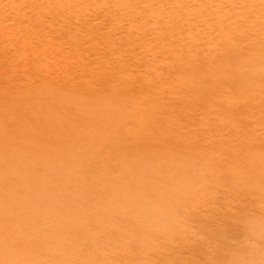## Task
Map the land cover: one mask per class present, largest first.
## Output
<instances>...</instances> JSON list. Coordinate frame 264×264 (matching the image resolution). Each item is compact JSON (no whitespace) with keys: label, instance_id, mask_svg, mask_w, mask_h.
<instances>
[{"label":"rangeland","instance_id":"rangeland-1","mask_svg":"<svg viewBox=\"0 0 264 264\" xmlns=\"http://www.w3.org/2000/svg\"><path fill=\"white\" fill-rule=\"evenodd\" d=\"M38 1L40 0L35 1V3L33 2L36 7L29 8L30 10L28 8V10H23L19 6L12 8L13 11L7 7L6 9L3 8V11L0 10V32H3L4 30L3 33H0V88L5 92L14 95L17 93V90H27L28 92L25 93V95L28 98L34 97L37 94L50 91L54 87L62 85L61 82L58 84H56L57 82H48L51 85L57 86H38L41 82L40 79L47 77V74L55 77V81L57 79L59 81L62 79H69V77L66 76V73L63 72V70H60L63 69L62 66H71V69L76 71L71 78H78L80 82L96 85V87H99L97 85L98 79L96 76L99 78H105L106 75L120 76L124 82H127L128 79H132L133 82L136 81L140 83V86H145L144 84H148L149 82L152 84L150 85L152 88L154 87L153 89L157 94L173 93L170 99V101H172L170 105L171 107L167 113V117L164 115L162 117L160 115L158 118L159 121L156 122L153 127H150L155 130L147 133L144 137V145L130 147L127 151L136 150L137 152H145L150 143L147 139L152 140L153 137L151 138V135L153 133L156 132L159 135L162 131L170 128V130L175 129L176 131L171 132V134L174 133L171 138H174L175 142L177 140V147L174 151L180 149V151L184 152L186 155L177 157L175 155L176 152L173 154V149H171L168 151L169 154L167 152L165 158L161 160L165 165L172 167V169L175 167L178 168H175L174 171L172 170V173H175L176 175L174 174V176H172V173H170V175L167 176L170 180H167L168 183L164 182V185L167 187V193L164 195L165 197H163V195L160 197V194H154L153 196L155 198L151 197L149 200L151 203L149 208L143 206L137 207V213H140L142 210L141 214H145L141 215L146 218L144 223L138 224L137 222H134V227L133 224H131L126 229L117 230L114 229L112 222H104L100 224L94 222L90 217V221L95 223L94 226H99L101 230L96 229L95 232H92L91 230H89L91 232L86 231V236L82 239L73 238L72 236L59 238V227L54 226V224L63 221L66 225H80L82 219L89 217L88 212L83 211L85 209L83 208V200L89 201L93 196H95V199L97 198V194L93 193V191V196L88 197L85 195L80 185L75 187L69 185V177L74 176L85 178L87 176L88 172L84 167L83 161L86 158L93 156V154H98L94 152L104 144H111V147L113 148L114 144L111 143V140L112 138L117 137L121 132V129L117 126L121 124L131 126L133 120L141 121L138 115L132 117L135 115V112L131 110L135 106L138 95L133 94V91L126 94V103L124 104L121 113H117V120L111 125H108L105 130L99 129L94 133L86 132L88 137V140L86 141H77L80 133L75 131L69 132L70 134L67 132L68 136L64 138L65 134L61 133L60 130L51 123L49 125L46 124L47 126L44 129H37L35 126L31 127L23 120L22 116H25L23 111L22 114L19 113L18 115L15 107H13L12 111L16 115L11 111V119L10 117L4 116L0 111V121L8 122L11 125L9 128H5L2 125L0 126V142L7 140V135L4 134L5 131L9 133H12L11 131H16L17 133L14 134L22 135V138L18 139L19 142L13 143L11 139V145L8 146L4 143L2 144V148H0V165L2 166V169L5 166L9 167L11 164L8 173L0 169V193L3 191L4 193H17L16 196L11 199V206H4L0 200V264H156L157 262L159 264H247V262L248 264H264V160L262 164H259L261 161L257 163H253L252 161L249 163L250 166L245 168V171L243 168L247 162V159L245 158L249 154L245 150L246 145H249V151L253 150L252 156L255 158V162L257 157H264V151H257L262 148V142L259 138L250 141L247 139V142L244 144L239 143L241 138L239 136H247L245 135L246 133L248 134L252 130L254 131L253 126H255V120L260 117L264 120V104L260 113L256 110V117L260 116L256 119H254L255 117L252 118V116H255V112H252L251 108H248L246 110L247 112L242 110L243 112L241 113L243 115L238 116L239 119L242 118L240 120H234L229 114H227L228 117L226 119H220L219 116H215L216 109L211 107L208 101L205 100L204 95L200 96L198 94L195 95V97L189 95L179 99L175 94L176 89L180 86H185L187 81L181 79V77L178 79L177 76H174L171 73H164L165 70L163 71L162 68L165 63H163L164 61L161 63L162 58L160 59L150 52H148L147 56L146 52L141 51V42H147L148 38L151 37V34H155L156 36L158 34L162 37L164 36L163 33L172 35L173 33H176L175 30V32H173V28L168 27L171 29V32L170 29L167 28H157L158 25L153 24L151 18L144 17L143 20L145 21V24H142L139 27L137 26L138 28L135 26L134 30L131 29L130 31H127L124 26L125 24L128 25L129 20L121 17L117 8H107V10H110L108 11L110 14H108V16L106 15V9L102 10L100 7L96 6H94L95 10H91V8L86 9L84 6L80 7V19L78 18V23H76V25H70L69 27L60 18L59 22L62 21L58 24L57 13L45 15L44 13L46 12L44 10H40L43 12L40 13V11H38L40 8L37 6L41 4L42 0L41 2ZM4 2L6 1L4 0ZM7 3L11 2L7 1ZM110 3H112V0ZM46 4L49 5V3ZM43 5L42 2L41 6ZM45 5L43 6L44 8ZM153 5L156 7L159 6V4L156 5L155 3L151 5L148 4V7L150 8H148L149 10L147 14H150L149 11L152 10L153 7L155 8ZM94 7H92V9ZM7 9L8 14L11 12V14L14 13V16L6 14L7 12L5 11ZM17 9L19 11H17ZM32 9H35L36 14H31L34 13L31 11ZM83 9L86 10L83 11ZM96 9H98V11H96ZM112 9L113 11H111ZM80 11H82V14ZM92 11H94V14L91 13ZM37 12L40 14L38 15ZM113 13L118 15L117 20H119L120 17L122 18L120 19V23H116L117 21L115 22L117 16H113ZM147 14L145 16L149 17ZM199 14L200 16L201 14L203 16H201V19H203L201 22H205L204 18L207 19V17H209L203 15V13H194V15L191 16L192 19H195ZM212 14L215 15V12ZM21 15L22 18L24 16V19L21 18ZM34 15H36V18ZM226 16L227 15H222L221 18L226 19ZM112 17L115 18L113 19ZM199 17L197 18L201 20ZM123 18L125 21H123ZM33 19L36 21L32 22ZM53 19H57V22L54 20L56 22H54L55 24L52 22ZM11 20H13V22ZM121 21H123V24ZM229 22L234 23L233 21ZM17 23L18 25H16ZM146 23L147 27L145 26ZM231 26H233V24H231ZM254 26H256V28H261V25L258 24H255ZM254 26L252 27L255 29ZM2 28L4 29L2 30ZM124 29L128 32V36H126L127 34ZM150 30L153 32L150 33ZM158 31L159 33H157ZM138 34L142 35V38H140L141 36H138ZM175 37H179L177 33L174 35V39ZM186 39L187 38L183 41L181 40L179 43L175 41L178 44L176 45L175 43L174 46L180 48L185 42L187 43V46H191L192 44H195V42L200 41L197 40L198 37H194L193 39L189 38L190 40L187 39V41L189 40L191 42L189 44V41L187 42ZM137 41L140 42L137 43ZM177 41L180 40L177 39ZM156 42L161 47L164 46L162 40L161 43H158L160 41H155L150 45H156L153 48L161 52V47H159ZM132 46L135 47L132 48ZM45 51L50 52L48 53ZM79 62L82 65L81 68L83 66H86L87 68L91 67L94 72L82 73V70H78V68H80L78 66ZM204 66H206V64ZM212 77L214 76L212 75ZM153 78L155 80H153ZM210 80H213V78ZM51 81L54 80L52 79ZM200 81L194 82V85L191 84V86L194 87L202 84H209L204 83V80ZM210 84L206 86H213ZM247 85L248 84H244L238 86L235 90L232 89V91H235L232 92V94L234 93L239 97L238 101L241 99V102H245V99L247 101L250 97H256L257 93L260 92L259 89H261V87L263 88V86L260 87V85ZM257 86L259 87L258 89ZM63 87L66 92L70 90L69 86ZM213 88L214 87H209L207 89L211 90ZM76 89H73V92L90 90L89 87L85 86L84 88ZM225 90L229 89L226 88ZM187 99H189V101L193 100L191 101L192 104ZM178 100L180 102H178ZM206 101L207 104L205 105ZM177 102L180 104H176ZM45 103L47 102L42 101L36 103L31 100L26 107L36 108L35 112L38 113L43 110L40 106H45V110L49 112L53 111L49 108V105ZM37 106H39V108ZM195 106L198 110L195 109ZM259 107L260 106H258L257 109H259ZM224 108L226 110L231 109L226 106ZM188 111L190 115H188ZM108 112L113 111L108 109ZM86 114L89 115V112H86ZM68 118L69 117L64 114H57L55 116V119H57L55 122L68 127L73 123V121ZM188 119H191L189 121L191 125L189 126V129H187L188 131L186 132L185 129L179 131L176 127H180L181 124L185 123L186 120L188 121ZM147 120L150 119L148 118ZM108 123H111L110 119ZM148 124L150 123L147 122L146 125ZM162 125H164L165 130L161 129ZM73 126L74 125H71L70 127ZM263 126L264 125L257 126L258 128L255 127L256 133L264 134ZM218 134H223V137L220 141L215 142L214 136ZM224 136H230L233 139L227 141V139H224ZM51 137L63 139L66 143V149L63 151V154L59 156V159L44 163L42 155H47L51 151V148L45 145L44 140ZM213 146L215 148V153L218 155L217 158L215 157V161H209L211 163H207L208 161H205L206 159L201 162H198L195 159L197 152L205 151L206 154H209L211 153ZM38 152H40V156H37L36 153ZM123 152L124 151H121V153ZM207 157H209V155H207ZM253 157L251 158L253 159ZM22 159H25L26 162L20 161L22 163H20V168H18L16 162ZM175 159L178 160L176 161ZM63 160L64 163L61 162ZM99 160H102V158L100 157ZM260 160L262 159L260 158ZM75 161L81 162L77 164L75 163L78 169L74 170L73 168L74 171L72 173L63 172V182L60 183L58 180L54 179L52 185L49 184L47 180H52L56 174H49L46 165L53 164L54 168L57 169L61 164L72 165ZM111 162L113 163L114 161ZM114 163L112 166H114ZM116 165L121 168L120 174L122 171H126L128 175L133 174V171H129L127 165ZM241 167L243 170L241 169L240 171ZM178 169L180 170L179 172ZM19 170H21V173L23 174L29 171V175L27 176L28 180L31 178L30 171H33L34 182H28L27 184L22 180L13 182L16 175L14 173H17ZM138 171L139 169L134 170V174H137ZM234 172L236 174L240 173V176L238 174L235 175ZM127 174L125 173V175ZM107 175L108 174L106 173L97 175L94 177L93 181L96 182L98 179L100 181L102 178L107 180ZM113 180L114 179L111 178V181ZM39 181L44 182L47 188H39L42 186ZM116 183L118 182L111 184L109 188L111 191L116 192L115 194L120 199L110 202L109 206L112 209H120L129 213L133 208L128 206L127 202L132 200L131 195L135 190L134 188L123 189L119 184L118 187ZM261 190L263 193H260ZM125 194H128V196L125 197ZM68 195H72L75 198L72 203L68 198L65 202L56 201L53 204L43 207V205L49 202L53 197L62 196V198H66ZM94 198L93 200H95ZM74 202L76 204L79 203V205H75ZM159 202L167 208L166 212H169L167 215L153 211V205ZM71 205H73V207ZM130 208L132 210H130ZM109 209L110 208H101L100 211L105 213ZM175 209L178 210L176 211ZM66 210H74V213L66 212ZM86 212L87 214H85ZM139 213L137 215H140ZM164 215H166V217ZM157 216L158 218L156 220L155 218ZM149 220H151L150 223L147 222ZM85 221L87 220H84L83 222ZM176 223H179V225ZM162 225L163 227H161ZM172 226L173 229H171ZM135 227L137 228L136 231H134V229H136ZM138 227H140V229ZM62 228L65 230V227ZM163 228L165 229L163 230ZM159 229L162 231L160 232ZM109 230H112L114 233H112V236H105ZM260 230L263 231L261 232ZM104 231L106 232L105 234ZM156 233H162V235H164L162 236L160 234L156 236ZM36 239H42L40 245H37ZM190 245H192L193 248L192 246L190 247ZM255 245L257 246L256 248ZM187 247H190L191 249ZM155 250L157 252H155ZM177 250L180 252L182 251L181 253L178 251L179 256L176 255L178 254ZM148 252L150 253L148 254ZM248 255H250L251 258ZM196 261H199V263Z\"/></svg>","mask_w":264,"mask_h":264},{"label":"bare ground","instance_id":"bare-ground-1","mask_svg":"<svg viewBox=\"0 0 264 264\" xmlns=\"http://www.w3.org/2000/svg\"><path fill=\"white\" fill-rule=\"evenodd\" d=\"M5 1L6 2H4V0H0V10L1 11H3V8L6 9V7L10 10H12V8H15L18 6L21 7V9H23V10H25V9L28 10L29 8L31 9L32 7L35 8L36 5H34L33 2L35 3V1H37V0H17V2H16V0H5ZM7 1L11 2V3H7ZM45 1H46V3H49V5L46 4ZM110 1L111 0H109V1H107V0L106 1L105 0H42L43 4L44 5L46 4L45 8H44L43 7L44 5L41 6L42 2L40 0L38 2H41V4L37 7L40 8V9H38V11L44 10L46 12V13H44L45 15H52L53 13H57L58 24L63 20V22L65 24H67L69 27H70V25L72 26L73 24L76 25V23H78V21H79L78 20L79 9H81L80 7H83V6L86 7V9L91 8V10H95L94 6L100 7L102 10L103 9L107 10V8H111V7H114L115 9L117 8L119 15L121 17H124L125 19L129 20L128 25L125 24L126 27L123 25L127 31H130L131 29L134 30L135 26L139 27L142 24H145V21L143 20L144 17L145 18H151L153 21V24L158 25L157 28L170 29L168 27H171V28H173V32L176 31V33L178 34V36H179L178 38H176L177 37L176 36L174 39V35L176 33H173L174 35L163 33V35H164L163 37L161 35H158V34H157V36L155 34L154 35L151 34V37L149 36L150 38H148L147 42H141V47L140 46L139 47H140L142 52L147 53V56H148V52H150L151 54H154L156 57H158L160 59L162 58L161 63L163 61H164L163 63H165L164 67L162 68L163 71L165 70L164 73H171L172 75L177 76L178 79H180V77H181V79H185V81H187L185 86H180L179 88L176 89L175 94L178 96V98L181 99V98H184V97L189 96V95H192L194 97H195V95H198V94L200 96L204 95L205 100L208 101V103L211 105V107L216 109L215 116L216 117L219 116L220 119H226L228 117L227 114H229V116H231V118L233 117L234 120H240L242 118L239 119L238 116L243 115L241 112L246 111L248 108H251L252 112H255V116H252V118L255 117L254 119H256L257 117H260V116L256 117V115H257L256 110H258L260 113V110L264 104V0H112V3H110ZM154 3L156 5L159 4V6L156 7L155 5H153V6H155V8L153 7V9L149 11L150 14H147L148 10H149L148 8H150V7H148V4L151 5ZM92 7H94V8L92 9ZM8 9L5 12H7ZM18 9H17V11H19ZM86 9H83V11H85ZM113 9L111 11H113ZM31 11L34 12L31 14H36L35 9H32ZM96 11H98V9H96ZM108 11H110V10H107L106 15L109 14ZM30 12H28V13H30ZM80 12L82 14V11H80ZM214 12H215V15L212 14ZM15 13H18V12H15ZM40 13H43V12L40 11ZM40 13L37 12L38 15ZM91 13L94 14V11H92ZM194 13H203V15H205V16L207 15L210 18L209 17H207V19L204 18L205 22H201V21H203V19H201L202 14H201V16L199 14L198 16L197 15H195V16H197V17L200 16L199 18L201 20H199L197 17H195L196 20L194 18H193L194 19L193 20L191 16H193ZM6 14H8V12ZM9 14L11 16L12 15L14 16V13L11 14V12H10ZM146 14L149 17H146L145 16ZM84 15H86V14H84ZM114 15L117 16L115 22L117 21L116 23H118V22L120 23V19H122V18L119 16L120 19L117 20L118 15L113 13V16ZM222 15H227L226 19H222L221 18ZM34 16L36 18V15H34ZM42 17H44V16H42ZM21 18H22V15H21ZM37 18H38V16H37ZM59 18L62 19L60 22H59V20H60ZM124 18H123V21H125ZM22 19H24V16ZM26 19H25V21H26ZM17 20H19V19H17ZM54 20L55 19H53V21H52L53 23L55 21L57 22V19L55 21ZM107 20H109V19H107ZM11 21L13 22V20H11ZM19 21H21V20H19ZM34 21H36V20L33 19L32 22H34ZM44 21H46V20H44ZM123 21H121L122 24H123ZM149 21H151V20H149ZM229 21H233L234 23H231ZM63 22H62V24H63ZM18 23L16 25H18ZM40 23H41V21H40ZM254 23L261 25V28L260 27H259L260 29L256 28V26H254L255 25ZM22 24H23V20H22ZM22 24H20V25H22ZM65 24H64V26H65ZM87 24H88V22H87ZM153 24H151V25H153ZM231 24H233V26H231ZM112 26H114V25H112ZM145 26L147 27V23ZM252 26H254L255 29ZM3 29L4 28H2V30ZM126 30H125V33L127 34L128 32H126ZM3 32H4V30H3ZM3 32H0V33H3ZM152 32L153 31H151L150 33H152ZM170 32H171V29H170ZM157 33H159V31ZM8 34H10V33H8ZM31 34H33V33H31ZM1 35H4V34H1ZM126 36H128V34ZM138 36H141L140 38H142V35L138 34ZM10 37H12V36H10ZM34 37H35V35H34ZM111 37H113V36H111ZM143 37H145V36H143ZM194 37H198L197 40H200V41L195 42V44H192L191 46H187L186 42H185L186 44L182 42L183 45L180 46V48L179 47L177 48V46L176 47L174 46L176 42L179 43V42H181V40L183 41L185 38H187V39L192 38L193 39ZM63 38H65V37H63ZM126 38H128V37H126ZM65 39H67V38H65ZM177 39H179L180 41H177ZM187 39H186V41H187ZM161 40H162L163 45H164V46L162 45L163 47L158 45L156 42V44L159 47H161V50H162L161 52L157 51L155 48H153L156 45L155 46L150 45V44H152V42H155V41H160L158 43H161ZM122 41H125V40H122ZM140 41H142V40H140ZM140 41H137V43H139ZM126 43H128V42H126ZM178 43H176V45ZM190 43L191 42L189 41V44ZM133 45H136V44H133ZM134 47L132 46V48H134ZM88 48H89V46H88ZM45 52L49 53L50 51H45ZM154 59H155V57H154ZM167 62H168V65H167ZM159 64H160V62H159ZM203 64L204 65L206 64V66H204ZM84 65H86V64H84ZM78 66L80 67V68H78V70H80V71L82 70V73H93L94 72L92 70L93 68H91V67L87 68L86 66H83L81 68L82 65L80 64V62L78 64ZM62 67H63V69H60V70H63V72L66 73V76H68L69 79H62L60 81L57 79L55 81V79H56L55 77L49 76L47 74V77L40 79L41 82L39 83L38 86H57V85H51L48 82H50V83L51 82H55V83L57 82L56 84L61 82L62 85H59V87H54L50 91H45L44 93L37 94L34 97L28 98L25 95V93L28 92L27 90H17V93L14 95V94H11L9 92H5L0 88V111L4 114V116L10 117V119H11V111H12L13 107H15L16 113L18 115H19V113L22 114V111H23L25 116H22V118L31 127L35 126L37 129H44V128H46L47 125H49L51 123V124L55 125L60 130L61 133L65 134L64 138H66L68 136L67 132L69 133V132L75 131V132L80 133L77 141H86V140H88L86 132L87 133H94V132H97L99 129L105 130L108 125H111L114 121L117 120V117H116L117 113H121L122 108H123L124 104L126 103L125 95L129 94L130 91H133L134 92L133 94L138 95V96L136 98L135 106L131 109L135 112V115H133L132 117L138 115L140 117L139 119L141 121L133 120L131 126H126V125H122V124L117 126L121 129V132L117 137H114L111 140L112 141L111 143L114 144V146H113L114 149L111 147V144L110 145L104 144L96 152H94V153H98V154H93V156L86 158L83 161L84 167H85L86 171L88 172V174L85 178L74 177V176L69 177V180H68L69 185L74 186V187L77 185H80L83 192L88 197L93 196L92 195V191H93V193L97 194L96 195L97 198L95 199L94 198L95 196H93V198L95 200H93V198L89 201L83 200L84 207L83 206L82 207L85 208L83 211H87L89 217L86 219H82L81 220L82 223L80 225H78V226L77 225H66V224H64L63 221L57 222L56 224H54V226L59 227L58 237L62 238V237H71L72 236L73 238L82 239L84 236H86L85 235L86 231L91 230L92 232H95L96 229L101 230V228L99 226H94L95 223H92L90 221V217L94 222H98L100 224L104 223V222H112L114 229H117V230L118 229H120V230L126 229L128 226H130L134 222L135 223L137 222L138 224L144 223L146 221V218L141 216V215H145V214H141V212H142V210H141L140 213L138 212L140 215H137L138 214L136 211L137 207L143 206V207L149 208V206L151 204L149 202V200L151 197L152 198L154 197L153 196L154 194H160V197H161V195H163V197H165L164 195L167 193V187L164 185V182L168 183V181L170 179H168L167 176L170 175V173H172L175 170V168H178V167H175L174 169H172V167L165 165L161 160L163 158H165V156H166L165 154L168 151H170L171 149H173V152H174V153L172 152L173 154H175V152H176L175 155L177 157H182L186 154H184V152H181L180 149H177L176 151H174L177 147V143H176L177 140L175 142L174 138H171V136L174 135V133L171 134V132H174L175 129L170 130V128H169L168 130H165L164 125H162L161 129L165 130V131H162V133L159 135H158V133L155 132L151 135V138L153 137L152 140L147 139V141L150 143H149L145 152H137L136 150H134V151L133 150L127 151V150L130 147L143 146L144 145V137L147 135V133L153 132L155 130L154 128H150V127H153L155 125V123L159 121L158 118L160 117V115L162 117H163V115L165 117H167V113L169 112V109L171 107L170 105H171L172 101H170V99H171L173 93L172 94H170V93H168V94H164V93L157 94V92L153 89L154 87L152 88V86H151L152 84L149 82H148V84H144L145 86H143V85L140 86L141 85L140 83H138L136 81L133 82L132 79H128L127 82H124L120 78V76L116 77L114 75H106L105 78H99L96 76V78L98 79L97 85L99 86V87H96V85L88 84L86 82L82 83L78 80V78H75V77L71 78V76L76 73V71H73L71 69V66H69V67L62 66ZM129 68H130V66H129ZM95 72H96V70H95ZM97 72H98V70H97ZM212 75L214 77H212ZM211 78H213V80H210ZM52 79L54 81H51ZM153 80H155V79L153 78ZM200 80H204V83H209V84L211 83L213 86H206L209 84H206V85L202 84L204 86H202V85L194 86V87L191 86V84H193L196 81H200ZM181 82H183V81H181ZM244 84H248L249 86L250 85H255V86L260 85V87L263 86V88L261 87V89H259L260 94L257 93L256 97L252 98L249 96L251 99L249 98V100H247L248 102L246 101L245 98H244L245 102H241V99H240V101H238L239 97L236 94H234V93L232 94V92H235V91H232V89L235 90V88H237L238 86L244 85ZM147 85H150V86H147ZM63 86H69L70 90L68 92H66ZM84 86L89 87L90 90H88V91H77V92L74 91L73 92V89L77 88L76 90H78V89L84 88ZM209 87H214V88L211 90H208L207 88H209ZM226 88H228L229 90H225ZM258 88L259 87L257 86V89ZM58 90H62V91H58ZM224 90H225V92H224ZM153 91H154V93H153ZM238 95H240V94H238ZM240 98H242V97H240ZM189 99H191V98H189ZM189 99H187V100L189 101ZM31 100H32V102H36V103L37 102L40 103L42 101H45V102H47L45 104H48L49 108L53 111L49 112V111L45 110L46 109L45 106H40V108L42 107L43 110H41L39 113L35 112L36 108H27L26 107L28 102H31ZM191 101H193V100H191ZM191 101H189V102H191ZM207 101L205 102V105L207 104ZM175 102H174V105H175ZM178 102H180V101L178 100ZM178 102L176 104H178ZM191 104H192V102H191ZM178 105H177V107H178ZM199 106H201V105H199ZM225 106L229 107L231 109L226 110L224 108ZM258 106H260L259 109H257ZM37 107L39 108V106H37ZM242 107H245V108H242ZM108 109H110L113 112H108ZM195 109H197L196 106H195ZM86 112H89V115H87ZM13 114H15V113L13 112ZM57 114H64L65 116H68L69 117L68 119H71L73 121V123L71 125H74V126L70 127L71 126L70 125V126L66 127L62 124H57L55 122L57 120V119H55V116ZM263 114H264V112H263ZM188 115H190L189 111H188ZM245 116H247V115H245ZM248 116H249V114H248ZM144 117H146V118H144ZM148 118L150 120H147ZM109 119L111 120V123H108ZM191 119H188V121L186 120L187 122L185 121V123L181 124L180 127L177 126L176 128L179 131L182 129H185L187 132L188 131L187 129H189V126L191 125V123H189V121ZM166 120H165V122H166ZM147 122H149L150 124L146 125ZM254 123H255L254 124L255 126H253L254 131L250 130L251 132H249L248 134L246 133L245 135H247V136H243L244 138L242 136H239V137H241L239 140V143L244 144L245 142H247V139H249V141H250V140H257V138H259L262 142L261 143L262 148L258 149L257 151H259V150L264 151V134L263 133H259V134L256 133V129H255V127L258 128L257 126L264 125V120H263V118L260 117L259 119L255 120ZM1 125L5 128H9L11 126L8 122H1L0 121V126ZM262 128H264V126ZM251 129H252V127H251ZM11 132L12 133L5 131L4 134L7 135V140H5L4 142H0V148H2V144H4V143L8 146L11 145V139H12L13 143H17V142H19L18 139L22 138L21 134H14V133H17L16 131H11ZM11 134H12V136H11ZM214 137H215V142H218L223 137V134H218V135H215ZM163 139H165V140H163ZM224 139H227V141H230L229 139H233V138H231L230 136H227ZM44 143H45V145H47V147L51 148V151L47 155H45V154L42 155V158H43L42 160L44 163H48L54 159H59L60 158L59 156L62 155L63 151L66 149V143L63 139H57L55 137L46 138L44 140ZM124 145H125V147H124ZM214 146H215V144H214ZM214 146L211 150V153H209V154H206L205 151H199L195 155V152H194L195 159L198 162H201V161L206 159L205 161H208L207 163H211L209 161H212V162L215 161L216 160L215 157L217 158L218 155L214 151L215 150ZM124 148H126V149H124ZM194 149H195V147H194ZM216 149H217V147H216ZM245 150L249 154L245 158V159H247V162L245 163V165L244 166L241 165V166H243L244 171H245V168L250 166L249 163H251L252 161H253V163H257L260 161L261 162L259 164L263 163L264 157H257L256 162H255V158L252 156L253 150L249 151V145L245 146ZM121 151H124V152L121 153ZM125 151H127V152H125ZM172 153H171V155H172ZM36 154H37V156L41 155L40 152H38ZM168 154H169V152H168ZM207 155H209V157H207ZM100 157L102 158V160H99ZM177 157H175V158H177ZM251 157H253V159ZM260 158L262 160H260ZM20 161L26 162L25 159H22V160H19L18 162H16L18 168H20L19 165H21L20 163H22ZM111 161L115 162V163L113 162L114 166H112L113 163ZM171 161H173V160H171ZM179 161H181V160H179ZM61 162L64 163V160ZM243 162H244V160H243ZM10 163H11V161H10ZM75 163L77 164V163H81V162L75 161L74 164H72V165H70V164L69 165H63L60 163L61 165L57 169L54 168L53 164L46 165V168L48 169L49 174H52V175L56 174L52 180L51 179L47 180L49 182V184L52 185V181L54 182V179L58 180L60 183L63 182V179H62V173L63 172L72 173L75 169H78V167L76 166ZM116 164H118V165L122 164L125 166L127 165V167L129 168V171H133V174L128 175L126 171H122V173L120 174L121 168L117 167ZM180 166H181V164H180ZM251 166H252V164H251ZM253 166H255V165H253ZM10 167H11V164L9 165V167L5 166L2 169V166L0 165V169L7 172V173L9 171ZM256 167H257V165H256ZM73 168H74V170H73ZM243 168L241 167L240 171H241V169L243 170ZM108 169H110V170H108ZM138 169H139V171L137 172V174H134L136 172V171L134 172V170H138ZM179 171L180 170L178 169V172ZM124 172L127 175H125ZM102 173L108 174L107 180L102 178L101 179L102 181L101 180L99 181V179L96 182L93 181L94 177H96L97 175H100ZM232 173H233V171H232ZM232 173H230V174H232ZM14 174H16V175H15L13 182H18L21 180L24 181L26 184L28 182H34L33 171H30V175H31L30 180L27 179V176L29 175V171L25 172L23 174V173H21V170H19L17 173H14ZM174 174L172 173V176H174ZM237 174L240 176V173H237ZM237 174L235 173V175H237ZM165 177H167V178H165ZM111 178H113L114 180L111 181ZM225 178H227V177H225ZM39 182L42 185L39 188H41V187L47 188V186L45 185L44 182H41V181H39ZM115 182H118V183H116L117 186L119 184V186H121L123 189L124 188H131V189L134 188V190H135V192H132V195H131L132 200L127 202V205L131 206L133 208V210L130 208V210H132V211L129 213H126L120 209H112L109 206L110 202L117 200V199H120L115 194L116 192L111 191L109 188L110 185L114 184ZM113 189H115V188H113ZM116 190H118V189H116ZM254 191H256V190H254ZM176 193H178V192H176ZM260 193H263V191L261 190ZM16 194H17L16 192H11V193H4V191L1 192L0 193V200H1L2 204L4 206H8V205L11 206V199L14 196H16ZM127 196H128V194H125V197H127ZM68 198H69V201L71 203L75 199L72 195H68L66 198H62V196H56V197H53L52 199H50L49 202L44 204L43 207L48 206L50 204H53L56 201L57 202H61V201L65 202ZM75 205H79V203H77V204L75 203ZM71 206L73 207V205H71ZM101 208H104V209L110 208V209L107 210L105 213H102L100 211ZM152 209L154 212H159L161 214L167 215L169 213V212L168 213L166 212L167 208L165 206H163L160 202L153 205ZM178 209H175V210L177 211ZM74 210H66V212L74 213ZM130 210H128V211H130ZM87 212L85 214H87ZM174 213H175V211H174ZM166 215H164V216L166 217ZM157 218H158V216L155 219L157 220ZM176 218H177V215H176ZM173 219H174V217H173ZM84 220H87V221L83 222ZM151 220H149L147 222L150 223ZM153 222H154V220H153ZM176 224L179 225V223H176ZM151 225H153V224H151ZM62 227H65V230H63ZM133 227H134V224H133ZM161 227H163V225ZM168 227H170V226H168ZM138 228L140 229V227H138ZM164 229L165 228H163V230ZM171 229H173V226ZM136 230H137V228L134 229V231H136ZM91 231H89V232H91ZM161 231L162 230H160V232ZM260 231L262 232L263 230H260ZM105 233L106 232L104 231V234ZM112 233H114V232H112V230H109L105 236H108V237L112 236ZM160 234L162 235V233H160ZM160 234L156 233L155 235L157 236ZM134 235H136V234H134ZM108 239H110V238H108ZM183 240H185V239H183ZM263 240H264V238H263ZM36 242H37V245H40L42 242V239L41 240L36 239ZM181 245H182V243H181ZM192 245H190V247ZM190 247H187V248H190ZM256 247L257 246L255 245V248ZM192 248H193V246H192ZM250 249H251V247H250ZM178 251L179 250H177L178 254H176V255L179 256L180 251L179 252ZM155 252H157V251L155 250ZM149 253L150 252H148V254ZM248 256L250 257V255H248ZM253 256H257V255H253ZM128 259H130V258H128ZM181 259H183V258H181ZM263 259H264V256H263ZM263 261H261V262H263ZM196 262L199 263V261H196ZM247 264H248V262H247Z\"/></svg>","mask_w":264,"mask_h":264}]
</instances>
